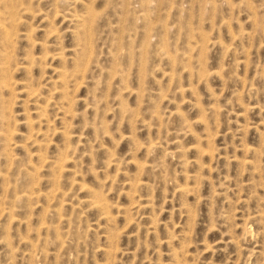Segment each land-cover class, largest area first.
<instances>
[{
    "label": "rangeland",
    "instance_id": "374dc122",
    "mask_svg": "<svg viewBox=\"0 0 264 264\" xmlns=\"http://www.w3.org/2000/svg\"><path fill=\"white\" fill-rule=\"evenodd\" d=\"M20 1L2 4L16 17L0 4V20H13L0 30L11 83L0 92L11 136L0 134V199H11L0 200V264H264V0ZM10 28L12 47L1 35ZM83 45L86 71L74 75ZM63 71L74 76L66 92Z\"/></svg>",
    "mask_w": 264,
    "mask_h": 264
},
{
    "label": "bare ground",
    "instance_id": "6f19581e",
    "mask_svg": "<svg viewBox=\"0 0 264 264\" xmlns=\"http://www.w3.org/2000/svg\"><path fill=\"white\" fill-rule=\"evenodd\" d=\"M2 1L5 2V0H2ZM12 1H13V0H12ZM19 1H20V0H19ZM21 1H22V0H21ZM21 1H20V2H21ZM54 1H55V0H54ZM54 1H53V2H54ZM4 2H1V1H0V4L2 5ZM8 2H9V1H8ZM17 2H18V0H17ZM17 2H16V3H17ZM23 2H24V1H23ZM28 2H30V1H28ZM14 3H15V0H14L13 4H14ZM16 3H15V7H14V5L12 4V5H10V8H12L11 6H13V7H14L13 9H18V8H16V7H17V6H16V5H17ZM18 3H19V2H18ZM9 4H11V3H9ZM9 4H4V5H2V6H3L2 9H3V10L5 9V11L7 10V11H6V12L8 13L7 16H12L11 14H13V17H14V16L16 17L17 15H15V13L12 12V9H11V10H10V9H7V7H9ZM21 4H22V3H21ZM26 4L29 5V3H26ZM53 4L55 5V2H54ZM56 4H57V3H56ZM23 5H25V4L23 3ZM54 5H53V6H54ZM20 6H21V5H20ZM25 6H26V5H25ZM29 6H31V4H30ZM0 7H1V6H0ZM18 7H19V4H18ZM56 7H57V6H56ZM20 8H21V7H20ZM20 8H19V9H20ZM2 9L0 8V12L3 11ZM22 9L25 10L26 8L23 7ZM28 9L31 10L30 8H28ZM28 9H27V10H28ZM87 9H88V8H87ZM27 10H26V11H27ZM20 11H21V10H20ZM31 11H33V10H31ZM31 11H30V12H31ZM11 12H12V13H11ZM14 12H15V11H14ZM24 12H25V11H24ZM24 12H20L19 14L24 13ZM30 12H28V13H30ZM55 12H56V11H55ZM84 12H85V11H84ZM84 12H83V13H84ZM3 13H4V12H3ZM16 13H17V11H16ZM1 14H2V12H1ZM17 14H18V13H17ZM40 14H41V13H40ZM4 15H5V14H4ZM28 15H29V14H28ZM30 15L33 16L34 13H33V15L30 13ZM86 15H87V14H86ZM0 16H1V15H0ZM18 16L20 17L21 15H18ZM1 17H2V16H1ZM3 17H4V16H3ZM13 17H12V18H13ZM82 17H83V18H86V16H85V17L82 16ZM9 18H10V17H9ZM9 18L6 17V18H5L6 21H5L4 23H7V19H9ZM43 18H44V17H43ZM74 18H75V17H74ZM76 18H78V17H76ZM5 19H4V20H5ZM10 19H11V18H10ZM10 19H9V20H10ZM16 19H20V18H16ZM16 19H15V20H16ZM79 19H80V18H78V19H73V20L75 21V20H79ZM1 20L3 21V18H1ZM1 20H0V30H3L4 27H5V24H4ZM15 20H14V21H15ZM21 20H22V18H21ZM31 20H32V18H31ZM80 20H81V19H80ZM10 21H13V20H10ZM26 21H27V20H26ZM29 21H30V20H29ZM81 21H82V20H81ZM85 21H87V19H85ZM17 22H19V21H16V23H17ZM21 22H22V21H21ZM76 22H77V21H75V23H76ZM78 22H79V21H78ZM83 22H84V20L82 21V23H83ZM8 23H10V22L8 21ZM11 23H13V22H11ZM11 23H10L9 25H11V27L13 28V26H12L13 24H11ZM14 23H15V22H14ZM16 23H15V25H16ZM79 23L81 24V22H79ZM88 23H89V22H88ZM20 24H21V23H20ZM85 24H86V22H85ZM6 25L9 27L8 24H6ZM15 25H14V26H15ZM76 25H77V26H80V25H78V24H76ZM76 25H74V26H76ZM86 25H87V24H86ZM7 26H6V28H7ZM29 26H30V25H29ZM77 26H76V28H78ZM81 26H83V28H84V26H85L84 23H83V25H81ZM32 27H33V26H32ZM32 27H31V28H32ZM85 27H86V26H85ZM87 27H89V25H87ZM87 27H86V28H87ZM12 28H10V31L7 30V31H6L7 33L5 32V30H4V32H3V31L1 32V35H2V34H5V36H4L5 41H3V42H6L7 44L10 43V41L12 40V39H11V37H12L11 34H13V33L11 32V29H12ZM17 28H18V27H17ZM17 28H16V29H17ZM76 28L74 27V29H76ZM81 28H82V27H81ZM83 28H82V29H83ZM29 29H30V28H29ZM46 29H47V28H46ZM49 29H50V28H48V30H49ZM17 30H18V29H17ZM17 30H13V31H16V32H17ZM26 30H28V29H26ZM30 30H31V29H30ZM30 30H29V33H28V31H27V34H28V35L26 36V37L29 36V38H28L29 41L31 40V39H30V37H31V35H30ZM44 30H45V29H44ZM83 30H86V29L84 28ZM88 30H89V29H88ZM88 30H86V31H88ZM51 31H52V30H51ZM74 31H75V30H74ZM74 31H72V32H74ZM77 31H78V30L76 29V32H75L74 34H76ZM79 31H80V28H79ZM49 32H50V31H49ZM80 32H81V31H80ZM14 33H15V32H14ZM17 33H18V32H17ZM19 33H20V31H19ZM24 33H25V32H24ZM87 33H88V32H87ZM25 34H26V33H25ZM49 34H50V33H49ZM77 34H79V33H77ZM80 34H81V33H80ZM82 34H83V32H82ZM86 35H87V34H86ZM16 36H17V35H16ZM78 36H80V35H78ZM78 36H76V38H78ZM82 36H83V35H82ZM84 36H85V35H84ZM84 36H83V38H84ZM1 37H3V36H1ZM33 37H34V36H33ZM46 37H47V36H46ZM73 37H74V40H75L76 38H75L74 35H73ZM24 38H25V35H24ZM85 38H86V36H85ZM0 39H2V38H0ZM10 39H11V40H10ZM14 39H15V38H14ZM80 39L82 40L81 36H80ZM76 40L78 41L79 38L76 39ZM81 40H79V41H81ZM15 41H16V40H15ZM29 41H28V42H29ZM32 41H33V44L35 45V42H34L35 40H31V42H32ZM1 42H2V41H1ZM3 42H2V43H3ZM18 42H19V41H18ZM36 42H38V41H36ZM83 42H86V40L84 39ZM83 42H82V43H83ZM165 42H166V41H165ZM13 43H15V42H13ZM39 43H41V42H39ZM39 43H37V46H38ZM79 43H80V42H79ZM0 44H1V43H0ZM84 44H85V43H84ZM8 45H10V44H8ZM11 45H12V43H11ZM11 45H10V46H11ZM30 45H31V46H30L31 49H30V48H29V49H30V50H33V48H32V44H30ZM34 45H33V46H34ZM39 45H40V44H39ZM43 45H44V44H43ZM75 45H77V43L74 44V46H75ZM78 45H79V44H78ZM81 45H82V44H81ZM81 45H80V46H81ZM88 45H89V44H88ZM1 46H2V45H1ZM1 46H0V48H1ZM12 46H14V45H12ZM12 46H11V47H12ZM53 46H54V45H53ZM2 47H3V50L6 49V50L8 51V49H9V46H5V43H4V46H2ZM41 47H42V45H41ZM58 47H60V46H58ZM77 47H79V46H77ZM82 47H83V50L80 51L79 54H78V61H77V58L74 59L75 57H73V58H72V61H73V60H76V61H74V62H75V63H74L75 65H74L73 68H71V66H70V68H71L72 70L74 69V70H75L76 72H78V73H80V72L82 71V70L80 69V67L83 66L84 61H85V60H84L85 58H83V57L85 56V54H83V52H86V51H87V53H88V50H89V49H88V50L84 51V45H83ZM45 48H46V47H45ZM55 48H56V47H55ZM60 48H61V47H60ZM79 48H80V47H79ZM189 48H190V47H189ZM10 49H11V48H10ZM63 49H64V48H63ZM80 49H81V48H80ZM80 49H79V50H80ZM201 49H202V48H201ZM203 49H204V48H203ZM6 50L4 51V53H6ZM12 50H13V49H12ZM47 50H48V49H47ZM72 50H73V49H72ZM74 50H75V49H74ZM77 50H78V48H77ZM175 50H176V49H175ZM9 51H10V50H9ZM27 51H28V50H27ZM42 51H43V50H42ZM42 51H41V52H42ZM44 51H46V50H44ZM48 51H49V50H48ZM0 52H1V51H0ZM2 52H3V51H2ZM2 52H1V55H2ZM81 52H82V53H81ZM163 52H164V51H163ZM168 52H169V51H168ZM196 52H197V51H196ZM200 52H201V51H200ZM11 53H12V51H11ZM26 53L30 54V51H29V52H26ZM42 53H43V52H42ZM47 53H48V52H47ZM72 53H73V52H72ZM87 53H86V54H87ZM173 53H174V52H173ZM31 54H33V52H32ZM31 54H30V57L32 58ZM45 54H46V53H45ZM50 54H51V53H50ZM54 54H55V53H54ZM61 54H62V53H61ZM73 54H74V53H73ZM88 54H89V53H88ZM160 54H161V53H160ZM164 54H165V53H164ZM168 54H169V53H168ZM198 54H199V53H198ZM202 54H204V53L202 52ZM3 55H4V54H3ZM9 55H10V53H9ZM43 55H44V54H43ZM43 55H42V56L40 55V59H41V60H43L41 57H44V58L46 59V57L43 56ZM56 55H57V58L60 57V54H56ZM56 55H55V56H56ZM70 55H71V54H70ZM5 56H6V57H9L8 54L5 55ZM5 56H3L4 58H3V57H1V58L4 59V60L8 59V58H6ZM26 56H27V54H26ZM34 56H35V55H34ZM53 56H54V55H53ZM72 56H73V55H72ZM74 56H75V54H74ZM86 56H87V55H86ZM86 56H85V57H86ZM27 57H29V56H27ZM38 57H39V56H38ZM51 57H52V56H51ZM51 57H48V58H51ZM61 57H63V56L61 55ZM165 57H166V56H165ZM52 58H53V57H52ZM57 58H56V59H57ZM166 58H167V57H166ZM172 58H173V57H172ZM205 58H206V57H205ZM28 59H29V58H28ZM70 59H71V57H70ZM87 59H88V57L86 58V60H87ZM32 60H34V59L32 58ZM41 60H40V61H41ZM88 60H89V59H88ZM28 61H29V60H28ZM40 61L38 60L39 63H40ZM45 61H46V60H45ZM72 61H71V62H72ZM200 61H202V60H200ZM32 62H33V61H32ZM42 62H43V61H42ZM42 62H41V63H42ZM64 62H65V61H64ZM78 62H79V63H78ZM191 62H192V61H191ZM198 62H199V61H198ZM0 63H1V62H0ZM3 63L5 64L6 61L3 62ZM30 63H31V60H30ZM36 63H37V61H36ZM170 63H172V62H170ZM178 63H179V62H178ZM1 64H2V63H1ZM4 64L2 65V67L4 66ZM6 64L8 65V63H6ZM10 64H11V62H10ZM13 64H14V63H13ZM26 64L28 65V62H27ZM43 64H44V62H43ZM199 64H200V62H199ZM15 65H16V64H15ZM27 65H26V66H27ZM31 65H32V63H31ZM31 65H30V66H31ZM66 65H67V63H66V64H63L62 66H66ZM72 65H73V64H72ZM11 66H12V65H11ZM13 66H14V65H13ZM20 66H21V65H20ZM24 66H25V65H24ZM30 66H29V67H30ZM62 66H60V67H56V68H61ZM84 66H85V64H84ZM84 66L82 67V68H83V72L86 71V70L84 69ZM194 66H195V65H194ZM198 66H199V65H198ZM0 67H1V65H0ZM2 67H1V69H2ZM4 67H5V66H4ZM4 67H3V71L0 70V71L2 72V73L0 72V73H1V74H0V92H2V88L4 89L5 87L8 86L7 83L9 84V81H10V80L7 81V80H8V75H7V74H6V75L4 74V73L6 72V68H4ZM8 67H9V66H8ZM21 67H22V66H21ZM36 67H37V65H36ZM184 67H185V66H184ZM199 67H202V66H199ZM199 67H198V68H199ZM204 67H205V66H204ZM23 68H24V67H23ZM23 68H22V69H23ZM56 68H55V69H56ZM62 68H63V67H62ZM68 68H69V67H68ZM12 69H13V68H12ZM25 69H26V67H25ZM27 69H28V66H27ZM30 69H31V68H30ZM32 69H33V68H32ZM63 69H65V68H63ZM78 69H80L81 71L78 70ZM186 69H187V67H186ZM4 70H5V72H4ZM65 70L67 71V68H66ZM65 70H64V71H65ZM68 70H69V69H68ZM74 70H73V71H74ZM77 70H78V71H77ZM173 70H174V69H173ZM191 70H193V69H191ZM7 71H8V73H9V71H12V70H7ZM56 71H57V74L60 73V70L57 69ZM61 71H62V70H61ZM64 71H63V72H64ZM69 71H70V70H69ZM75 71H74V75L77 74V73L75 74ZM79 71H80V72H79ZM171 71H172V70H171ZM187 71H188V70H187ZM197 71H198V70H197ZM197 71H196L195 73H197V75H198V73H200V72H197ZM3 72H4V73H3ZM41 72H42V71H41ZM70 72H71V71H70ZM177 72H178V71H177ZM188 72H189V71H188ZM203 72H204V71H203ZM13 73H14V72H13ZM61 73H62V72H61ZM169 73H170V72H169ZM201 73H202V70H201ZM10 74H11V73H10ZM10 74H9V77H10ZM70 74H72V73H70ZM70 74H66V73L64 72V73L58 75V76H62V79H63V81H64V82H63L64 85H66L68 82L71 81V80L68 81L69 76L71 77ZM81 74H82V73H80L79 75H81ZM177 74H178V73H177ZM207 74H208V73H207ZM213 74H214V73H213ZM72 75H73V74H72ZM189 75H191V74H189ZM195 75H196V74H195ZM221 75H222V74H221ZM73 77H74V76H72L71 78H73ZM76 77H77V76H75V78H76ZM187 77H188V76H187ZM201 77H202V76H201ZM206 77H207V76H206ZM32 78H33V77H32ZM58 78H60V77H58ZM58 78H57V79H58ZM71 78H70V79H71ZM75 78L73 79L74 81H75ZM182 78H183V77H182ZM182 78H181V79H182ZM189 78H190V76H189ZM195 78H197V77H195ZM9 79H10V78H9ZM62 79H58L57 81H60V80H62ZM78 79H79V78L77 77L76 80L78 81ZM197 79H198V78H197ZM205 79H206V78H205ZM66 80H67L68 82H66ZM80 80H81V79H80ZM199 80H201L200 77H199ZM199 80H198V81H199ZM29 81H30V79H29ZM72 82H73V81H72ZM189 82H190V81H189ZM204 82H205V81H204ZM61 83H62V82H61ZM70 83H71V82H70ZM77 83H78V82H77ZM77 83H76V84H77ZM27 84H28V83H27ZM36 84H37V83H36ZM63 84H62V86H63ZM188 84H190V83H188ZM206 84H207V83H206ZM9 85L11 86V83H10ZM30 85H31V84L29 83L28 86L30 87ZM33 85H34V84H33ZM81 85H82V84H81ZM81 85H80V86H81ZM190 85H191V84H190ZM208 85H209V84H208ZM14 86H15V84H14ZM21 86H22V85H21ZM57 86H58V85H57ZM34 87H35V86H34ZM54 87H55V86H54ZM67 87H68L67 85H66V87L63 86V87H62V89L64 88L63 91L66 92V91H67L66 89H68ZM78 87H79V86H78ZM173 87H174V86H173ZM27 88H28V87H27ZM65 88H66V89H65ZM184 88H185V87H184ZM187 88H188V87H187ZM5 89H6V88H5ZM13 89H14V88H13ZM24 89H26V88H24ZM24 89H23V90H24ZM29 89H30V88H29ZM71 89H73V88H71ZM27 90H28V89H26V93L28 94ZM36 90H37V89H36ZM54 90H55V89H54ZM60 90H61V89H60ZM14 91H15V90H14ZM24 91H25V90H24ZM178 91H180V90H178ZM210 91H211V90H210ZM8 92H9V91H8ZM22 92H23V91H22ZM34 92H35V91H34ZM57 92H58V91H57ZM61 92H62V91H61ZM176 92H177V91H176ZM62 93H63V96L60 95V97H61L63 100H65V99H66V100L70 99V97L67 95V94H69V93H67V94L64 93V92H62ZM70 93H71V92H70ZM32 94H33V90L29 92L28 96H31ZM35 94H36V93H35ZM60 94H61V93H60ZM180 94H181V93H180ZM208 94H209V93H208ZM92 95H93V94H92ZM92 95H91V96H92ZM182 95H183V94H182ZM28 96H27V97H28ZM32 96H35V95L33 94ZM64 96H68V99H67V97H65V99H64V98H63ZM70 96H71V95H70ZM74 96H75V95H74ZM74 96H73V94H72L71 97H74ZM91 96H90V97H91ZM0 97H1V94H0ZM92 97H93V96H92ZM25 98H26V97H25ZM28 98H29V97H28ZM39 98H40V97H39ZM74 98H75V97H74ZM182 98H183V97H182ZM62 99H61L60 101H62ZM198 99H200V98H198ZM27 100H28V99H27ZM27 100H26V101H27ZM36 100H37V99H36ZM74 100H75V99H74ZM74 100H73V101H74ZM182 100H183V99H182ZM48 101H49V100H48ZM69 101H72V99L69 100ZM79 101H80V100H79ZM196 101H197V100H196ZM55 102H56V101H55ZM62 102H63V101H62ZM62 102H61V103H62ZM64 102H66V103L69 104V102H67V101H64ZM180 102H181V101H180ZM192 102H193V101H192ZM7 103H8V102H7ZM48 103H49V102H48ZM70 103H71V104H69L68 106L66 105V106H67V107H69V106L72 107V106L74 105V104L72 105V102H70ZM73 103H74V102H73ZM186 103H187V102H186ZM196 103H197V102H196ZM176 104H177V103H176ZM178 104H179V103H178ZM0 105H1V104H0ZM64 105H65V104H64ZM64 105H63V106H64ZM199 105H200V104H199ZM8 106H9V105H8ZM44 106H45V105H44ZM60 106H61V105H60ZM66 106H65V107H66ZM153 106H154V105H153ZM157 106H158V105H157ZM157 106H156V107H157ZM200 106H201V105H200ZM1 107H2V110L5 108V107L2 106V105H1ZM61 107H62V106H61ZM70 107H69V108H70ZM156 107H155V108H156ZM245 107H246V106H245ZM57 108H58V107H57ZM63 108H64V107H63ZM197 108H198V107H197ZM254 108H255V107H254ZM6 109H7V108H6ZM61 109H62V108H61ZM67 109H68V108H66L65 110H67ZM71 109H73V108H71ZM159 109H160V108H159ZM251 109H252V108H251ZM2 110H1V111H2ZM62 110H63V109H62ZM62 110H61V111H62ZM69 110H70V109H69ZM69 110H68L67 112H69ZM170 110H171V109H170ZM245 110H246V109H245ZM41 111H42V110H41ZM41 111H40V112H41ZM151 111H152V110H151ZM151 111H150V112H151ZM181 111H182V110H181ZM62 112L64 113L65 111H62ZM175 112H176V111L174 110V113H175ZM179 112H180V111H179ZM1 113H3V112H1ZM72 113H74V111H73ZM182 113H184V112L182 111ZM198 113H200V112H198ZM5 114H6V113H5ZM66 114H68V113H66ZM74 114H76V112H75ZM74 114H73V116H74ZM154 114H155V113H154ZM156 114H157V113H156ZM156 114H155V115H156ZM179 114H180V113H179ZM184 114H185V113H184ZM201 114H202V113H201ZM204 114H205V113H204ZM204 114H203V115H204ZM240 114H241V113H240ZM242 114H243V113H242ZM64 115H65V114H64ZM70 115H71V113H70ZM70 115H69V116H70ZM158 115H159V114H158ZM158 115H157V116H158ZM197 115H198V114H197ZM54 116H55V115H54ZM66 116H67V115H66ZM73 116H72V117H73ZM75 116H76V115H75ZM161 116H162V115H161ZM198 116H200V114H199ZM0 117H1V118H0V134H1V136L4 137V138H3V137H1V138H3L4 140H6V139L9 137L8 134H7V130H6V128H8V127L10 128V126H9V124H7L5 121H3V120H6V119H5L6 117H4V114H1ZM41 117H42V116H41ZM43 117H44V116H43ZM64 117H65V116H64ZM150 117H151V116H150ZM184 117H185V116H184ZM67 118H68V117H67ZM130 118H131V116H130ZM152 118H153V117H152ZM154 118H156V117H154ZM185 118H186V117H185ZM199 118H200V117H199ZM36 119H37V118H36ZM36 119H35V120H36ZM43 119H44V118H43ZM127 119H128V118H127ZM133 119H134V117H133ZM173 119H174V117H173ZM182 119H183V121H186V120H187V119L185 120L184 118H182ZM196 119H197V118H196ZM44 120H45V119H44ZM128 120H129V119H128ZM128 120H127V122H128ZM158 120H159V118H158ZM180 120H181V119H180ZM188 120H189V119H188ZM38 121H39V120H38ZM130 121H131V119H130ZM133 121H134V120H133ZM192 121H193V120H192ZM206 121H207V120H206ZM35 122H36V121H35ZM39 122H40V121H39ZM46 122H47V121H46ZM49 122H50V121H49ZM67 122H68V120H67ZM67 122H66V123H67ZM153 122H154V120H153ZM179 122H180V121H179ZM214 122H215V121H214ZM66 123H65V124H66ZM68 123H69V122H68ZM156 123H157V122H156ZM181 123H182V121H181ZM190 123H191V122H190ZM26 124H27V123H26ZM36 124H38V122H37ZM40 124H41V123H39L38 125H40ZM48 124H49V123H48ZM65 124H64V126H65ZM148 124H149V123H147V125H148ZM154 124H155V123H154ZM258 124H259V123H258ZM7 125H8V127H7ZM30 125H31V123H30ZM102 125H103V124H102ZM134 125H135V124H133L132 126H134ZM147 125H146V126H147ZM149 125H150V124H149ZM155 125H156V124H155ZM244 125H245V124H244ZM28 126H29V125H28ZM64 126H63V127H64ZM66 126L68 127L69 125H66ZM159 126H160V125H159ZM159 126H158V127H159ZM171 126H172V125H171ZM180 126H181V127H179V129L182 128V125H181V124H180ZM186 126H187V125H186ZM189 126H190V124H189ZM31 127H32V125H31ZM47 127H48V126H47ZM71 127H74V125L71 126ZM71 127H70V130H68V131H70V132H71V130H72ZM105 127H106V126H105ZM105 127H103V131H104V128H105ZM150 127H151V126H150ZM187 127H188V126H187ZM187 127H186V129H187ZM39 128H40V127H39ZM44 128H45V127H44ZM44 128H43V129H44ZM133 128H135V127H133ZM155 128H156V127H155ZM11 129H13V128L11 127ZM62 129H63V128H62ZM62 129H61V130H62ZM156 129H157V128H156ZM163 129H164V128H163ZM182 129H183V128H182ZM182 129H180V130H174V131H177V132L180 131V132H181ZM192 129H193V128H192ZM240 129H242V128H239V130H240ZM253 129H254V128H253ZM5 130H6V131H5ZM26 130H27V129H26ZM30 130H31V129H30ZM30 130H28V131H30ZM47 130H48V129H47ZM53 130H54V128H53ZM64 130H67L66 127H65ZM106 130H107V127H106L105 131H106ZM135 130H136V129H135ZM160 130H162V129H160ZM4 131L6 132V135H4V133H5ZM8 131H9V133H10V131H12V130H8ZM31 131H32V130H31ZM37 131H40V130L37 129ZM55 131H56V130H55ZM55 131H52V132H55ZM62 131H63V130H62ZM62 131H61V132H62ZM185 131H186V130H185ZM208 131H209V130H208ZM246 131H247V130H246ZM32 132H33V131H32ZM32 132H31V133H32ZM44 132H45V131H44ZM58 132H60V131H58ZM58 132H57V133H58ZM182 132H183V131H182ZM189 132H191V130H190ZM12 133H13V131L11 132V135H12ZM28 133H29V132H28ZM33 133H34V132H33ZM41 133H42V132H41ZM107 133H108V131H107ZM183 133H184V132H183ZM196 133H197V132H196ZM196 133H195V134H196ZM205 133H206V132H205ZM245 133H246V132H245ZM247 133H248V132H247ZM52 134H53V133H52ZM60 134H61V133H60ZM63 134H64L63 136L67 137V134L65 133V131L63 132ZM190 134H192V132H191ZM259 134H260V133H259ZM9 135H10V134H9ZM24 135H25V134H24ZM31 135H32V134H30V136L28 135L29 138H31ZM54 135H55V134H54ZM61 135H62V134H61ZM70 135H71V134H70ZM120 135H121V134H120ZM132 135H133V134H132ZM193 135H194V134H193ZM40 136H41V134H40ZM63 136H62V137H63ZM123 136H124V134H123ZM126 136H128V134H126ZM129 136H131V134H130ZM157 136H158V135H157ZM198 136H199V135H198ZM10 137H11V136H10ZM10 137H9V139H10ZM32 137H33V136H32ZM131 137H132V136H131ZM131 137H129V141H130V139L132 140ZM1 138H0V139H1ZM69 138H70V137H69ZM121 138H122V136H121ZM124 138H125V137H124ZM174 138H175V137H174ZM198 138H200V137H198ZM239 138H240V137H239ZM241 138H242V137H241ZM259 138H260V137H259ZM3 139H1V141H2ZM9 139L6 140L5 143H7V142L9 141ZM26 139H27V138H26ZM45 139H46V138H45ZM135 139H136V138H135ZM36 140H39V139L36 138L35 141H36ZM174 140H175V139H174ZM178 140H179V139H178ZM198 140H199V139H198ZM200 140H202V138H201ZM208 140H209V139H208ZM31 141H32V140H31ZM35 141H33V142L35 143ZM65 141H66V140H65ZM133 141H134V140L131 141L132 144H133ZM38 142H39V141H37V143H38ZM50 142H51V141H50ZM146 142H147V141H146ZM192 142H193V141H192ZM199 142H200V141H199ZM3 143H4V142H3ZM5 143H4L3 145H5ZM34 143H33V144H34ZM45 143H46V142H45ZM149 143H150V142H149ZM240 143H241V142H240ZM35 144H36V143H35ZM35 144H34V146H36ZM137 144H138V143H137ZM137 144H135V143L133 144L135 148H136V146L138 147ZM143 144H144V143H143ZM198 144H199V143H198ZM3 145H2V146H3ZM140 145H141V144H140ZM145 145H146V144H145ZM151 145H152V144H151ZM177 145H178V144H177ZM190 145H191V144H190ZM193 145H194V144H193ZM196 145H197V144H196ZM5 146H8V145L6 144ZM38 146H39V145H38ZM40 146H41V145H40ZM48 146H49V145H48ZM142 146H143V145H142ZM142 146H141V147H142ZM42 147H43V145H42ZM139 147H140V146H139ZM139 147H138V148H139ZM146 147H147V145H146ZM148 147H149V146H148ZM153 147H154V146H153ZM192 147H193V146H192ZM195 147H196V149L198 148V146H194V149H195ZM213 147H214V146H213ZM247 147H248V146H247ZM3 148H4V147H3ZM40 148H41V147H40ZM132 148H133V147H132ZM132 148H131L130 150H132ZM138 148H136V149L138 150ZM185 148H186V147H185ZM203 148H204V147H203ZM251 148H252V147H251ZM6 149H7V148H6ZM10 149H11V148H10ZM133 149H134V148H133ZM145 149H146V148H145V146H144V150H145ZM242 149H243V148H242ZM246 149H247V148H246ZM253 149H254V148H253ZM39 150H40V149H39ZM56 150H57V149H56ZM134 150H135V149H134ZM137 150H136V151H137ZM146 150H147V149H146ZM184 150H185V149H184ZM200 150H201V149H200ZM202 150H203V149H202ZM210 150H211V153H212V150H213V149H210ZM210 150H209V151H210ZM136 151H133V152H136ZM147 151H148V150H147ZM197 151L199 152L198 149H197ZM206 151L208 152L207 149H206ZM244 151H245V150H244ZM36 152H37V151H36ZM64 152H65V151H64ZM133 152H132V153H133ZM137 152H138V151H137ZM137 152L135 153V156H136ZM198 152H197V153H198ZM201 152H202V151H201ZM204 152H205V151H204ZM248 152H250V151H248ZM1 153H3V152L1 151ZM38 153H39V152H38ZM58 153H60V152H58ZM67 153H68V156H70L68 151H67ZM128 153H129V152H128ZM145 153H146V152H145ZM147 153H148V152H147ZM202 153H203V152H202ZM251 153H252V152H251ZM30 154H31V153H30ZM43 154H44V153H43ZM61 154H62V153H61ZM63 154H64V153H63ZM182 154H183V153H182ZM26 155H27V154H26ZM41 155H42V153H41ZM145 155H146V154H145ZM198 155H199V154H198ZM201 155H202V154H201ZM1 156H2V155H1ZM8 156H9V155H8ZM30 156H31V155H30ZM30 156H29V157H30ZM56 156H58V154H57ZM127 156H128V154H127ZM129 156H130V155H129ZM131 156H133V154H132ZM11 157H12V156H11ZM43 157H44V156H43ZM60 157H61V156H60ZM63 157H64V155H63ZM115 157H116V156H115ZM186 157H187V156H186ZM199 157H200V155H199ZM201 157H202V156H201ZM1 158H2V157H1ZM5 158H6V156H5ZM5 158H4V160H5ZM30 158H31V157H30ZM138 158H139V157H138ZM183 158H184V157H183ZM196 158H198V157H196ZM8 159H10V158H8ZM50 159H51V158H50ZM107 159H108V158H107ZM130 159H131V157H130ZM180 159H181V158H180ZM47 160H48V159H47ZM132 160L134 161L133 157H132ZM135 160H137L136 157H135ZM145 160H146V159H144V162L148 163V162L145 161ZM193 160H194V159H193ZM9 161H10L9 163L12 164V163H11V160H9ZM49 161H50V160H49ZM109 161H110V160L108 159V162H109ZM129 161H130V160H129ZM139 161H140V160H139ZM195 161H196V160H195ZM2 162H3V161H2ZM5 162H6V160H5ZM7 162H8V161H7ZM51 162H52V161H51ZM53 162H55V161H53ZM53 162L50 163L51 166H52ZM64 162H66V160H65ZM136 162H137V161H136ZM136 162H134V164H136ZM198 162H199V161H198ZM9 163H8V165H6V166H9V165H10ZM15 163H17V162H14V164H15ZM141 163H142V161H141ZM146 163H144V164H146ZM4 164H5V163H4ZM21 164H22V163H21ZM21 164L19 163L20 166H21ZM30 164H31V163H30ZM50 164H49V167H50ZM54 164H55V163H54ZM60 164H62V163H60ZM65 164H66V163H65ZM112 164H113V162H112ZM112 164H111V165H112ZM134 164H133V165H134ZM144 164H142V165L144 166ZM22 165H23V164H22ZM42 165H43V164H42ZM55 165H56V164H55ZM55 165H53V166L55 167ZM106 165H107V164H106ZM108 165H109V164H108ZM136 165H137V167L139 166V165H138V162H137ZM190 165H191V164H190ZM11 166H12V165H11ZM20 166H19V167H20ZM57 166L60 167V169H61V167H62V166H60V165H57ZM109 166H110V165H109ZM143 166H139V167H142L141 169L143 170ZM148 166H149V163H148ZM22 167H23V166H22ZM54 167H53V169H55ZM135 167H136V166H135ZM137 167H136V169H137ZM1 168H2V167H1ZM3 168H4V167H3ZM7 168H8V167H7ZM14 168L18 169V165H17V167H14ZM24 168H25V167H24ZM24 168H23V169H24ZM26 168H27V167H26ZM26 168H25V169H26ZM36 168H38L37 165H36ZM145 168H146V166H145ZM21 169H22V168H21ZM23 169H22V170H23ZM33 169H34V168H33ZM57 169H58V168H57ZM57 169H55V170L57 171ZM62 169H63V168H62ZM10 170H11V168H10ZM10 170H9V171H10ZM139 170H140V169H139ZM142 170H141V171H142ZM144 170H145V169H144ZM3 171H4V170H3ZM12 171H13V170H12ZM20 171H21V170H20ZM20 171L18 170L19 174H21ZM24 171H25V170H24ZM35 171H36V170H35ZM38 171H39V170H38ZM60 171H61V170H60ZM141 171H140L139 173H141ZM185 171H186V170H185ZM0 172H1V170H0ZM16 172H17V170H16ZM27 172H28V171H27ZM135 172H136V171H135ZM143 172H144V171H143ZM1 173H2V172H1ZM14 173H15V172H14ZM14 173H13V174H14ZM22 173H23V172H22ZM25 173H26V171H25ZM25 173H24V175L27 174V173H26V174H25ZM28 173H29V172H28ZM30 173H31V172H30ZM30 173H29V175L31 176ZM186 173H187V172H186ZM17 174H18V173H17ZM53 174H54V173H53ZM143 174H144V173H143ZM9 175H10V174H9ZM138 175H139V174H138ZM0 176H2V175L0 174ZM3 176H4V175H3ZM22 176H23V174H22ZM27 176H28V175H27ZM30 176H29V177H30ZM36 176H38V175H36ZM52 176H53V175H52ZM58 176H60V174H58ZM139 176H140V175H139ZM11 177H12V176H11ZM23 177H24V176H23ZM55 177H57V176H55ZM134 177H135V176H134ZM134 177H133V178H134ZM6 178H7V177H6ZM25 178H26V177H25ZM34 178H35V176H34ZM37 178H38V177H37ZM46 178H48V177H46ZM8 179H9V178H8ZM28 179H29V178L27 177V181L30 182ZM31 179H32V177H31ZM35 179H36V178H35ZM35 179H34V181L32 180V182H35V181L37 180V179H36V180H35ZM49 179H50V178H49ZM53 179H54V177H53ZM56 179H57V178H56ZM137 179H138V178H137ZM11 180H12V179H11ZM25 180H26V179H25ZM39 180H40V179H39ZM47 180H48V179H47ZM2 181H3V180H2ZM5 181H6V182H5ZM27 181H26V182H27ZM37 181H38V180H37ZM50 181H51V180H50ZM58 181H59V180H58ZM130 181H131V180H130ZM133 181H135V179H133ZM137 181H138V180H137ZM140 181H141V180H140ZM3 182H5V183L7 184L8 181L4 179ZM3 182H2V191H3V189L5 188V187H3ZM23 182H24V181H23ZM52 182H53V180H52ZM54 182H56V185H57V183H59V182H57L56 180H55ZM54 182H53V183H54ZM76 182H77V181H76ZM5 183H4V184H5ZM35 183H36V182H35ZM77 183H78V182H77ZM79 183H80V182H79ZM145 183H146V182H145ZM145 183H144V184H145ZM8 184H10V183L8 182ZM16 184H17V183H16ZM29 184H30V183H28V185H29ZM37 184H38V183H36V185H37ZM131 184H132V183H131ZM28 185H27V189H29ZM32 185H33V184H32ZM49 185H51V187L54 185V187H53L52 189H54L55 186H56L55 183L52 185L50 182H49ZM82 185H83V184H82ZM146 185H147V184H146ZM0 186H1V185H0ZM10 186H11V185H10ZM12 186H13V185H12ZM20 186H21V185H20ZM24 186H25V185H24ZM30 186H31V185H30ZM37 186H38V185H37ZM58 186H61V185L58 184ZM79 186H80V185H79ZM131 186H132V185H131ZM139 186H140V185H139ZM7 187H9V186L7 185L6 188H7ZM31 187H32V186H31ZM31 187H30V188H31ZM33 187H34V186H33ZM33 187H32V189H31V191H29V190H28V191H29V192H32ZM51 187H50V189H51ZM56 187H57V186H56ZM148 187H149V186H148ZM6 188H5V191H6ZM14 188H15V187H13V188L11 187V188H10V189H11V194H13V193L16 194V193H17V192H16V193L13 192V191H17V190H15ZM80 188H81V186H80ZM83 188H84V185L82 186V189H83ZM85 188H86V187H85ZM8 189H9V188H8ZM8 189H7V190H8ZM10 189H9V190H10ZM12 189H14V190H12ZM23 189H26V187H25V188L22 187V191H23ZM36 189L38 190L37 187H36ZM39 189H40V188H39ZM48 189H49V188H48ZM52 189H51V191H52ZM86 189H87V188H86ZM88 189H89V188H88ZM57 190H58V189H55V193L57 192ZM90 190H91V189H90ZM90 190H89V191H90ZM19 191H20V190H19ZM24 191H26V190H24ZM24 191H23L22 193H24ZM28 191L25 192V193H28V194H29ZM34 191H35V190H34ZM34 191H33V192H34ZM40 191H41V190H40ZM40 191L38 190V192H40ZM47 191H48V190H46V194H48ZM86 191H88V190H86ZM92 191H93V190H91L90 192H92ZM126 191H127V190H126ZM3 192H4V191H3ZM12 192H13V193H12ZM33 192H32V194H33ZM35 192H37V191H35ZM0 193H1V191H0ZM25 193H24V194H25ZM40 193H42V192H40ZM40 193H39V194H40ZM49 193H50V192H49ZM87 193H88V192H87ZM99 193H100V192L97 191V194H99ZM20 194H21V193H19L18 195L20 196ZM43 194H44V192H43ZM43 194H41V195H43ZM46 194H45V197H46V198H48L47 196H51V195H52V193H51V195H50V194H49V195H46ZM89 194H90V193H89ZM97 194L94 193V198H95V200H93V204L98 205L99 207H101L100 209L102 210V209L105 208V207L103 206L104 204H103L102 202H103L104 200H106V199H104L103 197H102V198H103L104 200L101 199L100 196L97 195ZM123 194H124V193H123ZM127 194H128V193H127ZM1 195H2V194H1ZM6 195H7V192H6ZM16 195H17V194H16ZM16 195H15V197H16ZM18 195H17V196H18ZM29 195H30V194H29ZM34 195H35V194H33V195H31V196H34ZM37 195H38V194H36V196H37ZM56 195H57V194H56ZM61 195H62V194H61ZM92 195H93V194H92ZM133 195H134V194H133ZM4 196H5V195H4ZM4 196H3V197H4ZM8 196H9V198H11L12 195L10 196V192H9V195H8ZM25 196H26V198L23 197L24 199H30L29 196H27V194H25ZM31 196H30V197H31ZM36 196H34V197H36ZM39 196H40V195H39ZM89 196H90V195H89ZM102 196H103V195H102ZM127 196H128V195H127ZM130 196H131V195H130ZM139 196H140V195H139ZM1 197H2V196H1ZM6 197H7V196H6ZM13 197H14V196H12V198H13ZM20 197H22V196H20ZM51 197H52V196H51ZM53 197H54V196H53ZM62 197H63V196H62ZM132 197H133V196H132ZM17 198H18V197H17ZM91 198H92V197H91ZM91 198L89 197V199H91ZM94 198H93V199H94ZM140 198H141V197H140ZM4 199H5V198H4ZM4 199L2 198V200H4ZM18 199H19V198H18ZM18 199H16V200H18ZM20 199H21V198H20ZM24 199H23V201H25ZM33 199H34V198H33ZM52 199H53V198H52ZM56 199H57V198H56ZM85 199L88 200V197H86ZM85 199H83V200H85ZM0 200H1V199H0ZM2 200H1V201H2ZM5 200H7V199H5ZM10 200H11V199H10ZM10 200H7V202L10 201ZM12 200H15V199H12ZM16 200H15V201H16ZM87 200H86V201H87ZM131 200H132V199H131ZM19 201H20V200H18V202H19ZM30 201H31V200H29V201H27V202H30ZM61 201H63L62 198H61ZM86 201H85V202H86ZM91 201H92V200H91ZM5 202H6V201H5ZM12 202H13V201H12ZM12 202H11V204H12ZM18 202H17V203H18ZM59 202H60V201H59ZM65 202H66V201H65ZM107 202H108V201H107ZM107 202H106V203H107ZM0 203H1V202H0ZM3 203H4V202H3ZM13 203H15V202H13ZM63 203H64V202H62V204H63ZM89 203H90V202H89ZM99 203H101V204H103V205H101V204H99ZM104 203H105V201H104ZM4 204H5V203H4ZM6 204H7V203H6ZM27 204H30V203H27ZM27 204H26V205H27ZM86 204H87V203H86ZM90 204H91V203H90ZM90 204H89V205H90ZM115 204H116V203H115ZM7 205H9V204H7ZM15 205L18 206V204H16V203L14 204V206H15ZM91 205H92V204H91ZM106 205H107V204H106ZM116 205H117V204H116ZM2 206H3V207H6V205L1 204V208H3ZM9 206H13V205H9ZM16 206H15V207H16ZM61 206H62V205H61V202H60V207H61ZM92 206H93V205H92ZM121 206H122V205H121ZM123 206H124V205H123ZM15 207H14V208H15ZM24 207H25V206H24ZM90 207H91V206H90ZM118 207H119V206H118ZM1 208H0V209H1ZM6 208H7V207H6ZM6 208H5V209H6ZM9 208H10V207H9ZM11 208H13V207H11ZM11 208H10V210H9L10 212H12V211H11ZM14 208H13V210H14ZM25 208H26V207H25ZM93 208H94V207H93ZM97 208H98V207H97ZM106 208H108V206H106ZM124 208H125V207H124ZM94 209H95V208H94ZM100 209H99V210H100ZM1 210H2V209H1ZM7 210H8V209H7ZM97 210H98V209H97ZM4 211H5V210H4ZM9 211H8V213H5V216H6V214H9V213H10ZM2 212H3V211H2ZM6 212H7V211H6ZM30 212H31V210H30ZM99 212H101V211H99ZM0 213H1V212H0ZM25 213L28 214V211L25 212ZM31 213H32V212H31ZM31 213H30V214H31ZM10 214H12V213H10ZM10 214L8 215L9 217H14V216H12V215L10 216ZM98 214H99V213H98ZM14 218H15V217H14ZM17 218H18V217H17ZM8 219H11V218H8ZM11 220H12V219H11ZM3 226H4V225H3ZM245 230H248V229H247V228H244V231H245ZM248 234H249V233H248ZM254 234H255V233H254ZM108 237H109V240H110V244H111V246H113V245H112V244L114 243V242H113V237H114L113 234H109ZM101 252H102V251H101Z\"/></svg>",
    "mask_w": 264,
    "mask_h": 264
}]
</instances>
